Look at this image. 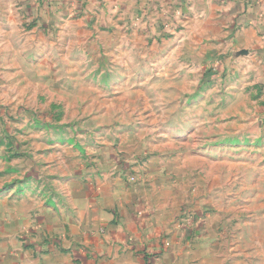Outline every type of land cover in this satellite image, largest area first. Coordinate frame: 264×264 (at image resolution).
I'll list each match as a JSON object with an SVG mask.
<instances>
[{
    "label": "rangeland",
    "instance_id": "374dc122",
    "mask_svg": "<svg viewBox=\"0 0 264 264\" xmlns=\"http://www.w3.org/2000/svg\"><path fill=\"white\" fill-rule=\"evenodd\" d=\"M92 3L0 0V153L90 184L113 172L146 228L122 242L129 264H264L253 72L220 68L213 25L185 0Z\"/></svg>",
    "mask_w": 264,
    "mask_h": 264
},
{
    "label": "crops",
    "instance_id": "0c3cea01",
    "mask_svg": "<svg viewBox=\"0 0 264 264\" xmlns=\"http://www.w3.org/2000/svg\"><path fill=\"white\" fill-rule=\"evenodd\" d=\"M156 1L90 0L98 9L108 4L125 13L155 7ZM170 2L178 9L179 0ZM180 6L203 13L213 25L210 41L224 53L220 68L233 58L253 72L264 91V0H185ZM3 153L0 264H129L130 251L122 242L132 236L142 239L146 228L113 172L97 174L90 184V177L82 179L57 166L52 174L48 163L42 170L28 162L15 165L8 161L19 154ZM133 208L135 214L128 215Z\"/></svg>",
    "mask_w": 264,
    "mask_h": 264
}]
</instances>
